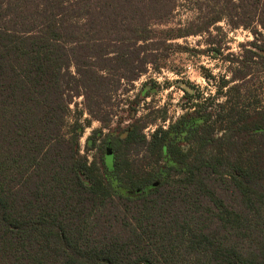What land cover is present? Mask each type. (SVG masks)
<instances>
[{
    "label": "trees",
    "instance_id": "trees-1",
    "mask_svg": "<svg viewBox=\"0 0 264 264\" xmlns=\"http://www.w3.org/2000/svg\"><path fill=\"white\" fill-rule=\"evenodd\" d=\"M186 1L195 29L165 38L220 21L253 36L225 101L148 138L139 119L94 130L80 154L70 104L107 125L111 93L145 73L138 44ZM263 31L264 0H0V264H264Z\"/></svg>",
    "mask_w": 264,
    "mask_h": 264
},
{
    "label": "rangeland",
    "instance_id": "rangeland-1",
    "mask_svg": "<svg viewBox=\"0 0 264 264\" xmlns=\"http://www.w3.org/2000/svg\"><path fill=\"white\" fill-rule=\"evenodd\" d=\"M191 3H177L165 23L152 25L151 29L157 33L155 39L138 44L146 49L141 54L147 59L145 73L135 81H123L120 88L111 93L109 107L106 108L111 113V121L107 125L91 120L84 110L82 97L75 98L70 104L68 123L78 118L83 126L78 140L80 154L87 152V139L94 130L101 129L102 135H116L139 119L140 124H145L143 133L148 138L156 128H166L191 111L196 103L214 106L225 101L227 97L224 94L216 97V92L223 80L230 81L234 66L229 60L243 57L246 49H254L249 45L253 36L249 30L241 27L233 29L230 23L220 21L201 34L165 38L164 31H172L174 36L179 30L195 29L193 25L196 23H189L196 17ZM262 34L264 37V31ZM251 65L250 89L255 91L263 87L264 91V66L256 57ZM102 75L106 76V73ZM243 85L248 89L245 81ZM225 91L223 89V93ZM86 121H90L88 127ZM93 153L90 151L87 154L90 160Z\"/></svg>",
    "mask_w": 264,
    "mask_h": 264
},
{
    "label": "water",
    "instance_id": "water-1",
    "mask_svg": "<svg viewBox=\"0 0 264 264\" xmlns=\"http://www.w3.org/2000/svg\"><path fill=\"white\" fill-rule=\"evenodd\" d=\"M105 159H106V163H107V165H111V163H112V155H111V152H107L106 153V155H105Z\"/></svg>",
    "mask_w": 264,
    "mask_h": 264
},
{
    "label": "built area",
    "instance_id": "built-area-1",
    "mask_svg": "<svg viewBox=\"0 0 264 264\" xmlns=\"http://www.w3.org/2000/svg\"><path fill=\"white\" fill-rule=\"evenodd\" d=\"M153 132V131H152Z\"/></svg>",
    "mask_w": 264,
    "mask_h": 264
}]
</instances>
